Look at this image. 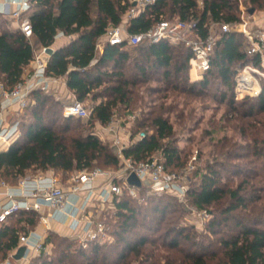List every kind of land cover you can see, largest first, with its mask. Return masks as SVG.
<instances>
[{
  "label": "trees",
  "instance_id": "16d2710c",
  "mask_svg": "<svg viewBox=\"0 0 264 264\" xmlns=\"http://www.w3.org/2000/svg\"><path fill=\"white\" fill-rule=\"evenodd\" d=\"M31 1L30 21L40 46H52L61 33L74 37L52 52L46 74L65 77L76 99L90 97L93 105L88 118L65 117V104L54 91L35 89L29 104L21 109V118L12 122L17 123L18 137L8 148L0 149V182L11 185L22 177L49 170L61 171L67 180L75 172L91 171L97 166L117 168L118 153L108 139L100 136L97 123L105 126L112 121L116 108H130L132 87L150 79L172 91L189 94L195 90L207 93L215 86L218 94L214 96L235 110L238 71L252 60L259 62L258 56L247 54V40L242 33L225 32L216 43L210 69L192 81V52L184 42L125 41L120 45L106 43L102 53L98 50V40L107 29L124 21L132 6L129 0ZM249 2L257 10L264 8V0ZM173 17L194 21L195 33L201 37L208 35L212 22L242 21L239 0H202V6L198 0H157L129 19L127 32L141 33ZM36 53L30 39L0 14V81L5 90H12L32 73L25 77ZM129 65L131 68H127ZM245 104L243 113L261 115L263 124L264 78L260 94L246 96L240 102ZM141 129L146 133L144 138L138 137ZM173 136L168 118L159 113L147 114L130 132L123 153L138 163L160 152L166 169L180 172L186 161L182 149L170 140ZM254 153L264 159V140ZM228 164L208 163L202 173L198 174L197 169L190 176L186 200L211 215L204 232L195 223L184 222L189 209L180 203L182 200L170 193H150L145 183L139 186L138 197L123 190L113 197L110 208H98L97 217L105 222L111 240L90 241L83 247L77 239L50 230L44 245H50L51 251H41L27 264H264V206L258 205L264 196L257 188L256 175L246 172L244 166L231 168ZM225 170L242 174L235 187L222 181ZM260 175L257 173L259 180L264 179ZM248 208L250 217L236 212ZM39 215L22 210L0 223V258L18 246L20 232L36 227Z\"/></svg>",
  "mask_w": 264,
  "mask_h": 264
},
{
  "label": "built area",
  "instance_id": "2783aa9c",
  "mask_svg": "<svg viewBox=\"0 0 264 264\" xmlns=\"http://www.w3.org/2000/svg\"><path fill=\"white\" fill-rule=\"evenodd\" d=\"M132 6L127 11L124 21L116 26H110L106 33V43L110 45H120L125 41L130 44H138L142 41L158 43L162 40H169L173 43L184 42L191 49L189 59L190 71L203 77V74L211 67V57L217 41L222 33L235 31L242 33L247 40L246 51L250 57L258 56L259 62L254 60L245 64L237 74L235 84L236 98L246 96H258L261 92V79L264 78V29L250 28L249 20L242 17V21L236 24L212 22L209 25V33L206 37H201L195 33L194 21H183L180 19L161 20L154 27L141 32L129 34L127 32L128 21L138 15L148 6L157 0H129ZM16 3V8L10 10L9 4ZM11 2L0 0V14L21 18L20 31L30 39L34 46V33L30 16L31 0H12ZM221 25L219 32L213 31L215 25ZM192 32L194 36H190ZM59 35H63L62 33ZM58 35V36H59ZM97 44L98 50L102 53L105 44ZM51 46H41L34 57L33 72L22 82L17 84L12 90H4L1 93L0 102V148L4 144H9V140L18 134L17 123H10L7 119L8 112L14 104L20 108H25L30 102L31 93L37 88L46 89V85L51 80L56 79L46 74V67L52 54ZM63 115L65 117L75 116L88 118L91 109L83 101L74 100L64 105ZM131 118L135 116L131 115ZM110 130L117 133L115 127L110 126ZM129 134L126 135L129 143ZM146 133L140 131L139 138H144ZM127 140L116 135L111 141L118 153L120 163L116 171L109 172L100 168L91 171H80L73 173L63 183V179L55 174L53 170L49 174L45 172L32 176H25L19 179L17 185L9 188L3 195L5 199H0V223L5 222L8 216L19 211L39 212V221L48 231L52 219L62 220L65 216L72 219L70 226L74 231L72 238L77 239L83 247L90 241L105 242L111 240V235L107 232L105 222L97 217L93 209L98 202L102 207L111 204L113 197L127 190L133 197L139 196V186L128 182V176L134 172L141 180L142 184L149 185L150 193H170L180 200H186L189 188V173L193 170V160L180 172H172L166 169L161 158H154L141 162H134L132 158L126 157L123 149L127 146ZM99 182V183H98ZM3 184H5L3 182ZM43 208H48L44 212ZM202 221L209 220L210 213L203 210H194ZM30 234L23 233L19 240L26 246V254L29 246L40 253L46 251L44 238L32 242ZM30 244V245H29ZM25 254V255H26Z\"/></svg>",
  "mask_w": 264,
  "mask_h": 264
},
{
  "label": "rangeland",
  "instance_id": "374dc122",
  "mask_svg": "<svg viewBox=\"0 0 264 264\" xmlns=\"http://www.w3.org/2000/svg\"><path fill=\"white\" fill-rule=\"evenodd\" d=\"M198 2L202 6V0H198ZM252 9L253 12H251ZM239 10L243 18L251 21L253 20V15L264 11V8L257 10L249 0H239ZM169 20L174 21L176 17ZM220 24L215 25L213 31L219 32L221 29ZM189 35L194 36L192 32H189ZM98 43H106V36H102ZM127 68H131V65ZM30 70L31 68H27L26 74H29ZM193 73L190 71V79L192 81L198 80L193 79ZM132 90L130 108L128 110L123 109L122 106L116 108L112 121L105 125L106 127L114 125L120 127L122 133L129 134L136 130L137 121L147 116V114H150V116H153V113L162 114L173 125L174 136L170 140H173L182 149L186 166L193 160V156H196V160H193L194 168L189 173L190 176L197 169L198 174L202 173L208 163L229 162L230 165L228 164V166L231 168L238 164L240 167H246L248 170L246 172L249 174L256 175L254 179L257 180V188L261 189V193L264 196V179L259 180V176H257V173L262 174L260 176H264V168L262 167V160L264 159L254 153L255 148H258L262 144V140H264V122L262 124L260 120L261 115L246 116L243 113L247 106L246 104L240 105V102L245 100L246 97L236 98L234 93L236 109L231 110L230 105L226 101H220L214 96L215 92L218 94V89L215 86L209 87L207 93H199L198 90H195L189 94L172 91L167 89L164 84L150 79L146 83L132 87ZM228 94H231L230 91ZM55 97L60 98L64 104L76 100L73 92L70 93L69 91L57 92ZM82 101L91 109L93 103L90 97ZM131 115L135 117L131 118ZM21 116V114H14L9 119L14 121V119H20ZM135 137H137V134ZM154 156L163 160L160 152L155 153ZM118 167L101 168L97 166L96 168L113 172ZM55 173L64 180V175L61 171H56ZM223 175L222 181L231 187H235L242 178L241 173L233 171L225 170ZM180 203L189 209L188 214L185 215L184 222L188 224L193 222L200 232H204L202 230H205L206 221L204 222L200 219L192 204L188 200ZM225 204L228 203L226 202ZM258 205L264 206V199ZM106 208H110L109 205L104 207V209ZM236 212L245 217L251 216L249 208L246 210L238 209ZM231 222L234 221L231 220ZM134 264H137V262Z\"/></svg>",
  "mask_w": 264,
  "mask_h": 264
},
{
  "label": "crops",
  "instance_id": "0c3cea01",
  "mask_svg": "<svg viewBox=\"0 0 264 264\" xmlns=\"http://www.w3.org/2000/svg\"><path fill=\"white\" fill-rule=\"evenodd\" d=\"M5 1H8V2H11L12 0H5ZM18 1V0H17ZM9 8L10 10H14L16 8V3H13L11 2L9 4ZM32 12V9L29 11L28 15L30 16ZM6 18L9 19L10 21V26L15 29V30H20V20L21 18H17V17H14V16H10V15H5ZM249 24H250V28L252 29H264V11H261L259 13H255V15H253V20H249ZM74 37L73 36H66V35H59L57 36V39L55 40L54 44L51 46L54 50L62 45H65L67 43H69L71 41V39H73ZM34 46L33 47H36V49H40V44L35 40L34 38ZM27 68H31V72H33V68H34V64H33V61L28 65ZM26 72H25V77H26ZM193 76L194 78L193 79H200L201 77H198L197 74L193 73ZM27 78V77H26ZM56 80L53 81L51 80L50 82L47 83L46 85V89L48 90H53L55 93H61L63 91H69L70 93H72L67 85H66V78L65 77H59V78H55ZM4 87L0 81V100H1V93L4 91ZM1 102V101H0ZM72 102V101H71ZM68 104V103H66ZM21 109L19 107L18 104H14L9 112H8V115H7V119L10 123L14 122L15 120L17 119H14V121L10 120L9 118L12 117L14 114H17L19 115L20 112H21ZM110 126L111 127H115L117 129V133H114L110 130ZM110 126H103L101 125L100 123H97V130H98V133L100 134V136L103 138V139H108V141H112L116 135L122 137L124 140H127V137L126 135L127 134H124L122 133V130L120 127H117V126H114V125H110ZM19 134H15V136H13L10 140H9V144H4L3 146H1L0 149H6L8 148V146L18 137ZM130 142V140H129ZM127 143H128V140H127ZM51 170L45 172V174H49ZM55 172V171H54ZM56 174V173H55ZM36 175V174H34ZM29 176H32V175H29ZM66 181L67 180H63V183L66 184ZM5 184H3V182H0V199H5L4 197V193L9 189V188H13L17 185L16 184H8L6 182H4ZM99 183V182H98ZM109 207L111 206V204H108ZM98 208L100 209H104V207H102L100 204H98V202H96V204H94V207L93 209L96 211L97 213V210ZM44 212H48V208H43ZM72 219L70 217H67L65 216L62 220H56V219H52L50 221V230H53V231H56L57 233H59L60 235H63V236H69V237H73L74 236V231L72 230L71 226H70V223H71ZM50 230H46L44 225L42 223H40V221L38 222V224L36 225V227L34 229H30L28 230V232H20L19 234V237L21 234L23 233H26V234H30V240L32 242H35L37 240H41L42 238H44V241H45V238L48 234V232ZM30 245V244H29ZM20 246H23L22 243H20V240L18 239V246L16 248H13L11 250L8 251V253L0 258V264H27L29 263V261L33 258V257H36L38 256L40 253L36 252L32 246L30 245L29 246V251L28 253L21 259H16L14 257V255L16 254L18 248ZM46 248V252H50L51 251V246L50 245H46L45 246Z\"/></svg>",
  "mask_w": 264,
  "mask_h": 264
},
{
  "label": "water",
  "instance_id": "95a60500",
  "mask_svg": "<svg viewBox=\"0 0 264 264\" xmlns=\"http://www.w3.org/2000/svg\"><path fill=\"white\" fill-rule=\"evenodd\" d=\"M251 12H253V9L251 10ZM51 52L54 51V49H50ZM128 182L136 185V186H141L142 182L139 179V177L136 175V173L132 172L129 176H128ZM26 254V246H20L16 252V254L14 255V257L16 259H21L25 256Z\"/></svg>",
  "mask_w": 264,
  "mask_h": 264
}]
</instances>
